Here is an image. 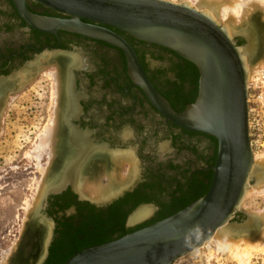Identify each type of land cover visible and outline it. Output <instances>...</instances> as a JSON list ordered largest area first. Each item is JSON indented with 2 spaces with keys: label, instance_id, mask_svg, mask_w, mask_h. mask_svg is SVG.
<instances>
[{
  "label": "flooded vegetation",
  "instance_id": "af4514ba",
  "mask_svg": "<svg viewBox=\"0 0 264 264\" xmlns=\"http://www.w3.org/2000/svg\"><path fill=\"white\" fill-rule=\"evenodd\" d=\"M69 19L36 0H0V115L11 96L22 95L39 83L47 84L50 95V82L57 84L53 110L62 115L68 150L75 149L79 156L66 170L70 171L63 173L62 181L54 182L52 187L60 192L51 196L45 208L54 231L46 257H40L41 264H65L81 250L98 246L97 240L86 247L84 244L94 230L101 228L93 222L113 218L119 221L127 212L147 206L151 198L156 211L173 206L175 210L185 209L209 187L217 159L214 138L168 121L152 103L142 88L139 69L122 49L51 26L52 21ZM112 31L129 44L145 78L176 113L184 112L196 101L200 74L193 64L167 49ZM47 99L51 105V97ZM165 137H169L167 141H163ZM169 142L181 143L179 149ZM97 151L129 153L135 168L139 165L140 175L136 180L135 170L132 181L120 189L123 194L117 199L95 204L91 198L81 199L84 193L76 179L88 157L93 158ZM62 200L73 206L60 212ZM83 205L89 208L86 212L80 210ZM38 216L51 233V226L41 214ZM156 219L134 227L121 222L106 243L159 222H154ZM64 240L69 241L71 253L62 250Z\"/></svg>",
  "mask_w": 264,
  "mask_h": 264
},
{
  "label": "water",
  "instance_id": "95a60500",
  "mask_svg": "<svg viewBox=\"0 0 264 264\" xmlns=\"http://www.w3.org/2000/svg\"><path fill=\"white\" fill-rule=\"evenodd\" d=\"M36 1L70 17L66 21H52L54 28L122 49L129 62L139 69L144 82L142 88L167 120L187 131L212 137L218 145L213 179L204 197L149 227L116 241L83 249L65 264H175L201 249L223 228L233 227L239 231L238 235L257 236L260 226L251 229L256 217L241 209L251 186L259 180L254 175L255 154L250 138L247 67L249 59L257 60L258 50L253 52L254 37L259 36L257 30L254 27L253 32L237 29V33L232 34L227 25L217 19V14L186 2ZM112 30L135 41L167 49L193 64L200 74L196 101L184 112L176 113L145 78L129 44ZM239 40L244 44L240 45ZM256 46L257 42L255 49ZM58 192L60 189L56 192L45 189L41 200L46 202L50 195ZM122 194L123 191L107 201ZM240 214L247 220L242 224L233 223ZM52 235L50 233L45 254Z\"/></svg>",
  "mask_w": 264,
  "mask_h": 264
},
{
  "label": "rangeland",
  "instance_id": "374dc122",
  "mask_svg": "<svg viewBox=\"0 0 264 264\" xmlns=\"http://www.w3.org/2000/svg\"><path fill=\"white\" fill-rule=\"evenodd\" d=\"M168 1L176 3L186 2L192 4L195 7L199 4V0ZM239 1H241L243 4L242 6H244L251 0ZM242 11L243 9L241 8V17L243 16ZM218 15L221 22H228L226 19H224V17L221 18V11L220 14L218 12ZM243 21L244 20H242V23ZM239 44L243 45L244 41L239 40ZM255 66L257 65H254V67ZM259 72L260 73H258V71L255 72L251 78L252 81L250 82L251 86L249 91L252 97L251 107L255 110V112L254 115H251V123L249 124V127L252 148L255 152V159L257 158L261 162L264 160V70L259 69ZM46 85L47 84L45 83H39V85H35L32 88H27L22 95L19 93L17 95L11 96V98L7 100L3 113L0 117V264H4L3 262L5 260H7L5 264H8V261L13 256V253H17L20 248L19 246L22 245V243L25 244V242H27L25 248L27 256H31L33 260H35L36 256L38 257L36 264H38L39 259L42 256V248H39L41 242L40 235L38 232H33V234L30 235V230L27 226H29L30 211L33 208L36 209L35 205L39 203L37 202L39 197L37 196L39 195L38 188L41 187L39 185L41 182L42 184L45 183V175L49 173V168L51 165L50 153H52V149L51 147H48L47 153H50H48V155L47 153L43 154V157L40 161V165L42 166L40 169L36 164V160L34 161L31 159L27 153H31L33 150L35 151L37 144H39L40 138L44 136L48 128L53 126L56 119V113L55 110H53L56 107V85L55 83L50 82L49 85H52L50 88V90H52L50 95L47 93L48 88ZM48 96L51 97V105L47 104ZM168 138L169 137H165L163 141H167ZM163 141L159 143H162ZM170 144L175 150H178L181 143ZM40 171L42 173L44 171V174L41 175ZM258 172L260 173L259 170ZM129 173L130 166L129 164L125 163L123 165L121 175L126 177L127 181L130 179ZM139 175L140 169L138 165L136 168V180ZM42 179L44 180L42 181ZM259 182L260 181L258 180V182L253 185L257 186L255 187L256 189L247 193L241 208L243 212H247L256 217V221L254 223L259 224L260 222V231L258 232L257 236L249 237L238 235L239 231L231 227L228 229L229 231L227 229L226 230L232 235H222L223 238L220 237L219 240H216L214 237L211 241L206 243L208 244L207 246L205 244V246L199 249L197 253L190 256L187 255L188 257L186 256L179 259L175 264H264V251H262L264 250V184L261 185L262 187L258 186ZM256 190L258 191L256 192ZM252 191H254V193H252ZM52 195L48 197L46 202L40 200L37 208L39 214H41L45 222L51 226V233L53 234L54 223L45 215V208L47 207L48 201ZM41 199L43 198L41 197ZM59 200L56 199V202ZM62 203L63 210H59L60 212H64V210H68L70 206H73L71 205V202H65L62 200ZM154 203L155 202L153 198L149 199L148 205L150 206H142L134 211L127 212L126 215L119 221H117L118 218H113L110 219V221L100 220L98 222H93L94 226H100L101 228L98 231L96 230V232L94 230L92 233L93 237L91 236L88 238L87 242L84 243H91L113 235L116 232L114 228L117 226L119 227L117 224L121 222H123V224L125 222L128 227H134L151 222L159 216L175 210V207L173 206V208H169V210L156 211L152 209L151 206ZM30 206L31 208H29ZM86 206L87 205L80 206L81 212H86L89 209ZM143 209L149 210V215L137 223H133L131 221L132 218L138 212L143 211ZM246 220V216L240 214L239 217L234 219L233 223L235 222L242 224ZM252 228L253 226H251V229ZM238 229L240 230L241 228ZM35 237H37V239ZM47 237L45 236V239ZM225 237L229 238L225 239ZM31 239L35 240V242H32ZM64 241L65 243H63L64 246H62V250L67 253H71L72 248L70 244H68L69 241ZM221 241H225V243H227L225 247L223 244L224 248L221 246L222 244L219 243ZM36 244L39 245L37 246ZM35 245V249L30 248V246ZM46 255L47 254H44V257H46Z\"/></svg>",
  "mask_w": 264,
  "mask_h": 264
},
{
  "label": "bare ground",
  "instance_id": "6f19581e",
  "mask_svg": "<svg viewBox=\"0 0 264 264\" xmlns=\"http://www.w3.org/2000/svg\"><path fill=\"white\" fill-rule=\"evenodd\" d=\"M242 5H243L242 2L239 0H199V4L196 5V7L199 10L208 11L209 13H211L213 15L217 14V19L220 22H221V20H220V17L218 15V12L220 14V11H221V13H222L221 18L224 17V19H226L228 21L226 23L224 22L223 24L227 25V27L229 28V30L231 31L232 34H234V33L236 34L237 29L241 30L243 32H246V31L247 32H250V31L253 32L252 27H254L257 30V32L259 33L258 39H256V37H254L255 40L253 41V44H254L253 52L254 51L256 52L258 50L257 60L253 61V59L252 60L249 59L247 61V67L249 70V83H248V89H249L251 86L250 82L252 81L251 78L253 77L255 72L258 71V73H260L259 69L264 70V0H251L250 2L245 4L244 6H242ZM241 8L243 9V11H242L243 16L242 17L240 16V9ZM240 17L242 20H244L243 23H242V20L240 19ZM244 25H245V28L242 29L241 27H243ZM256 42H257V46L255 49V43ZM254 65H257V66L254 67ZM261 75H263V74H261ZM56 77H55V79L57 81L56 83H59L58 82L59 79H57ZM56 86H57V84H56ZM3 89H5V87ZM4 92H6V91H4ZM55 115H56V119L54 121L53 126L48 128L46 130L44 136L40 138L39 144H37L35 151L33 150V152H31V153L30 152L27 153V155L29 154L31 159H33L34 161L36 160V162H37L36 164H37L38 168L40 169V167H42L40 165V161L43 157V154L47 153L48 147H51V149H52V153L48 152L51 155V157H50L51 158V162H50L51 165L49 168V173H47L45 175V183L42 184V182H41V184L43 186L40 183H39L40 185L38 184L39 186H41L40 188H38L39 189V193H38L39 195H37L40 197V198L38 197V201H37L39 203H40L41 197L44 194V190L45 189L48 190L49 188L52 189L53 185H55L54 182L60 183L63 179V176H62L63 173L71 165V162H74L75 156L79 157L77 155L75 149L71 148L72 150H68L67 138H65L66 136L62 132V130H64V127H62L64 124L62 122V115L59 114L58 112H56ZM63 117H64V115H63ZM48 153H47V155H48ZM254 154H255V152H254ZM80 156H81V154H80ZM76 160H78V159H76ZM90 160H92V162ZM86 161L87 162L84 163V165L82 166V169H80L81 173L79 172L80 176L78 179H76V183L78 184V188L80 187V190L82 189V191L84 193V194H82L83 196L91 198V199H93V201L95 200L97 202L101 201V200H106V199L110 200L112 197L116 196L115 194L117 192H119L120 189H122L123 187H125L126 185L129 184L127 181V178L124 177L123 175H121L122 168H123V165L125 163H128L130 165V173H129L130 179L129 180L132 181V179L134 177L135 170H136L134 162H133V157L129 153L110 154V153H105V152L100 151V152L96 153L93 158L88 157V159ZM45 170H46V168H45ZM258 170L260 171V173L258 172ZM44 171H43V173L40 171L41 175L44 174ZM68 171H70V170H68ZM68 171H66V172H68ZM254 175H256L260 181L258 186L263 185L264 184V160L260 162V160H258L257 158L255 159ZM76 178H77V176H76ZM43 180L44 179H42V181ZM72 180H74V179H72ZM38 185H37V187H38ZM44 186H45V188H44ZM255 187H257V186H251V188L248 192L256 189ZM36 191H38V190H36ZM257 191L258 190H256V192ZM260 192H261V190H260ZM252 193H254V191H252ZM39 203H37V205H35L36 209L33 208L30 211V213H29V226H27V227H29L28 229L30 230L29 231L30 235H32L33 232L39 233L40 239H41L39 248H42V253H41L42 256L41 257H43V255L45 254L44 253L45 249H46L48 241H49L50 233L48 235V227L49 226L42 224V222H40V220L38 221L39 211H38L37 207H38ZM31 206L29 208H31ZM149 213H150L149 210L143 209V211L138 212L132 218L131 221L133 223H137L138 221L146 218L149 215ZM257 225L261 226L260 222H259V224H255V226H253V227L256 228ZM226 229L228 230L230 228L226 227V228L219 230L215 235V239L219 240L220 237L223 238L222 235H224V236L232 235L229 232H227ZM45 236L46 237L48 236V237L45 239ZM226 238H229V237H225V239ZM219 243L222 244L221 245L222 247H223V244H224V247L227 244V243H225V241H221ZM207 245L208 244H206V246ZM256 246H258V245H256ZM19 247H20L19 251L17 253H13V256L8 261V264H36V258H35V260H33L31 256H27L24 243H22V245H20ZM241 248H243V247H241ZM197 251H199V249L196 250L195 252L189 254L188 256L194 255L195 253H197ZM262 251H264V250H262ZM6 261L7 260H5L3 263L5 264Z\"/></svg>",
  "mask_w": 264,
  "mask_h": 264
},
{
  "label": "trees",
  "instance_id": "16d2710c",
  "mask_svg": "<svg viewBox=\"0 0 264 264\" xmlns=\"http://www.w3.org/2000/svg\"><path fill=\"white\" fill-rule=\"evenodd\" d=\"M210 185H211V182H210ZM210 185H209V187H210ZM209 187L205 190V192L203 193V194H201L196 200H194L192 203H194V202H196L197 200H199L200 198H202V197H204L206 194H207V192H208V190H209ZM191 203V204H192ZM191 204H189V205H191ZM188 206V205H187ZM186 207V206H185ZM180 210H175V211H172V212H170V213H166V214H163V215H161V216H159L157 219H156V221H154V222H157V221H160V220H163V219H165V218H167V217H170V216H173L174 214H176V213H178ZM107 238H103V239H100V240H97V242H95V244L96 245H103V244H105L107 241ZM85 244V247L86 246H89V245H91V244H94V242L92 243H84ZM71 257H72V255H70ZM65 261H67V258H66V260Z\"/></svg>",
  "mask_w": 264,
  "mask_h": 264
},
{
  "label": "built area",
  "instance_id": "2783aa9c",
  "mask_svg": "<svg viewBox=\"0 0 264 264\" xmlns=\"http://www.w3.org/2000/svg\"><path fill=\"white\" fill-rule=\"evenodd\" d=\"M251 94L249 91V96H248V104L250 103V108H249V116H250V120H249V124L251 123V115H254L255 110L251 107Z\"/></svg>",
  "mask_w": 264,
  "mask_h": 264
}]
</instances>
